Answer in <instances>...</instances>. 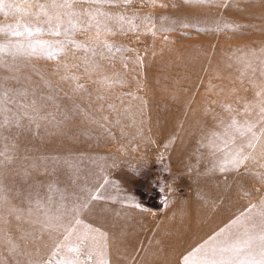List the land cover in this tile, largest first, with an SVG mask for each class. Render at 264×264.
Listing matches in <instances>:
<instances>
[{
    "label": "rangeland",
    "instance_id": "1",
    "mask_svg": "<svg viewBox=\"0 0 264 264\" xmlns=\"http://www.w3.org/2000/svg\"><path fill=\"white\" fill-rule=\"evenodd\" d=\"M73 9L84 25L71 38L88 47L106 41L114 46L105 50L110 58L97 55L85 64L84 50L70 44L66 56L13 61L5 55L0 66V83L27 89L22 102L35 99L48 116L38 128L25 118L4 130L13 158L0 166L8 198L0 208V238L11 236L19 247L9 254L0 240V260L57 264L91 254L88 264H183L192 249L264 200V0H113ZM97 11L124 21L106 20L111 32L97 37L84 15ZM30 16L6 9L0 27L40 24ZM233 118L256 125L254 148L246 146L251 134L224 135ZM239 146L249 157L243 166L209 172ZM166 164L176 193L162 205L150 185ZM84 188L96 197L89 210L66 213L57 227H45L34 207L29 214V201L47 205L51 196L55 212L61 196L68 207L83 200Z\"/></svg>",
    "mask_w": 264,
    "mask_h": 264
},
{
    "label": "snow or ice",
    "instance_id": "2",
    "mask_svg": "<svg viewBox=\"0 0 264 264\" xmlns=\"http://www.w3.org/2000/svg\"><path fill=\"white\" fill-rule=\"evenodd\" d=\"M131 0H124V3H130ZM185 3L203 5L212 2V0H184ZM77 3H87L96 6L112 5L113 0H0V12L5 8L9 11H24L31 14L40 20L39 25L29 26L27 24L17 23L8 28L0 27V35L7 33L9 39L7 42L0 41V66L5 65L4 56L9 55L13 61L18 58L30 60L32 58H46L49 60L56 59L58 55H67L68 46L71 44L75 48H82L86 55L82 58L85 64L93 63L94 58L99 55L101 59L110 58L105 54L113 51L114 46L106 41H100L95 47L78 45L71 38L74 33L81 30L84 21L82 14L73 9V5ZM36 9L32 12V9ZM88 17V26L95 24L97 37L103 31L111 32L108 28L106 20L115 19L118 23H123V17H112L110 14L97 11L93 13H85ZM104 17V20L98 19ZM46 25V27H45ZM86 30V29H85ZM44 34L53 37L64 38L45 40L41 39ZM11 37H26L23 41H13ZM35 37V39H34ZM116 51H120L119 48ZM91 53V58L87 55ZM98 67L99 65H95ZM8 78H5L7 80ZM15 79V78H13ZM18 82V81H17ZM259 96V93H257ZM27 89H13L5 87L4 83H0V166L5 162H11L8 137L4 135V130H10L12 127H21V121L28 119L31 123H37L40 120L48 119V116H42V105L38 106L37 101L33 99L30 103H24L22 100H27ZM43 99V98H41ZM16 106L21 109L20 112H13L10 106ZM31 109V114L29 112ZM261 120L264 121V103L259 106ZM54 119V117H53ZM39 124L37 123V128ZM256 125L240 124L235 118L229 124L224 126V135L230 136L232 132L239 133L241 136L251 134V139L247 142V147L254 148L255 143L259 139V135H264V128L260 130L258 135L253 129ZM215 136L216 134L213 133ZM234 142V139L233 141ZM245 146H239L235 151L225 155L223 159L214 160L209 172L219 171L221 173L231 170H238L248 160V156L244 153ZM16 144H11V149H15ZM53 191L54 189H49ZM82 191L87 193V196L68 207L63 203L64 197L61 196V203L57 205L55 212L49 207L52 203L51 196L48 197L47 205L39 198L35 201H29L31 214L33 207L37 213H42L45 227H57L66 213H75L76 217L83 211L89 210L90 200L96 197L91 192L84 188ZM39 197V194H37ZM6 190L0 183V208L7 203ZM139 207V205H136ZM18 209H10V212H17ZM19 217H17L18 219ZM75 218V217H74ZM3 219V217H0ZM79 223V220L76 219ZM235 230V231H233ZM68 234H71L70 229H65ZM65 240L68 236L64 237ZM86 237L81 239V244L84 243ZM3 242L10 245L8 251L12 254L19 247L12 242L11 236L0 238ZM58 248L60 245L57 246ZM67 251L70 253H79V246H68ZM92 260V255L88 254L85 259H80L76 256L71 259L57 261V264H88ZM0 264H7L6 261L0 260ZM14 264H19V261H14ZM31 264V261L28 262ZM45 264H51L50 261ZM183 264H264V200H261L259 205L253 204L244 210L234 220L229 221L225 228L214 233L204 241L192 249L183 258Z\"/></svg>",
    "mask_w": 264,
    "mask_h": 264
},
{
    "label": "built area",
    "instance_id": "3",
    "mask_svg": "<svg viewBox=\"0 0 264 264\" xmlns=\"http://www.w3.org/2000/svg\"><path fill=\"white\" fill-rule=\"evenodd\" d=\"M172 171L169 164H166L162 171L154 176L151 181L150 190L158 194L157 201L164 205L176 191L173 187Z\"/></svg>",
    "mask_w": 264,
    "mask_h": 264
},
{
    "label": "bare ground",
    "instance_id": "4",
    "mask_svg": "<svg viewBox=\"0 0 264 264\" xmlns=\"http://www.w3.org/2000/svg\"><path fill=\"white\" fill-rule=\"evenodd\" d=\"M74 7H77V6H74ZM7 9V7L5 8V10ZM74 9H76V8H74ZM76 10H78V9H76ZM31 11H33V12H35L36 10L35 9H33V10H31ZM11 13H13L14 15H18V12L19 11H10ZM30 18L31 19H35L36 17L35 16H30Z\"/></svg>",
    "mask_w": 264,
    "mask_h": 264
}]
</instances>
